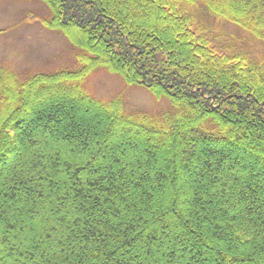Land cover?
I'll list each match as a JSON object with an SVG mask.
<instances>
[{
	"label": "trees",
	"instance_id": "obj_1",
	"mask_svg": "<svg viewBox=\"0 0 264 264\" xmlns=\"http://www.w3.org/2000/svg\"><path fill=\"white\" fill-rule=\"evenodd\" d=\"M36 1L74 64L0 63V264H264V0Z\"/></svg>",
	"mask_w": 264,
	"mask_h": 264
},
{
	"label": "rangeland",
	"instance_id": "obj_2",
	"mask_svg": "<svg viewBox=\"0 0 264 264\" xmlns=\"http://www.w3.org/2000/svg\"><path fill=\"white\" fill-rule=\"evenodd\" d=\"M49 13L40 1L0 0V63L24 78L40 70H57L74 64V50L67 38L58 31L47 29L41 22ZM222 29L248 36L232 25ZM255 41V40H254ZM251 42L259 54H264V44ZM91 93L107 99L121 94L128 108L156 110L154 96L146 89L127 86L117 74L98 70L88 80Z\"/></svg>",
	"mask_w": 264,
	"mask_h": 264
}]
</instances>
